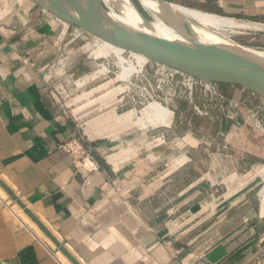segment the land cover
<instances>
[{"label":"crops","instance_id":"0c3cea01","mask_svg":"<svg viewBox=\"0 0 264 264\" xmlns=\"http://www.w3.org/2000/svg\"><path fill=\"white\" fill-rule=\"evenodd\" d=\"M222 4L208 10L234 5ZM233 8L238 19L264 22V0ZM70 27L30 0L0 2V178L81 264H264V183L258 189L256 178L264 134L247 119L259 97L219 84L240 104L231 117L224 106L213 110L201 138L180 101L165 126L97 104L82 127L41 71L77 47L66 40ZM77 136L85 162L63 148ZM58 253L0 199V264H71Z\"/></svg>","mask_w":264,"mask_h":264},{"label":"water","instance_id":"95a60500","mask_svg":"<svg viewBox=\"0 0 264 264\" xmlns=\"http://www.w3.org/2000/svg\"><path fill=\"white\" fill-rule=\"evenodd\" d=\"M31 1L51 12L59 20L126 50L141 53L150 61L176 68L205 82L238 86L264 98L263 56L235 54L206 42L198 37L199 29L192 22L176 13L172 12L175 22L170 24L174 25L181 35L178 39H171L155 27L135 2L134 6L141 22L138 29L123 25L125 30L131 32L125 34L106 26L100 14L99 0H70L71 6L60 4L56 0ZM0 186L72 264H81L1 178Z\"/></svg>","mask_w":264,"mask_h":264},{"label":"rangeland","instance_id":"374dc122","mask_svg":"<svg viewBox=\"0 0 264 264\" xmlns=\"http://www.w3.org/2000/svg\"><path fill=\"white\" fill-rule=\"evenodd\" d=\"M169 2H175L184 6L193 7L197 9H202L205 11H210L208 8L214 6V4H220L223 5L222 2L225 0H166ZM230 4H234L232 6H223V12L224 14H220L223 16L232 17L237 22L242 21H250V20H242L238 19L234 14H236L235 9L233 8L235 6V3L238 2V0H226ZM1 2V0H0ZM101 4V8L103 11L107 13H112V9H116L115 6H113L112 3H105L102 0H99ZM102 2V3H101ZM134 2L137 4V6L140 8V10L143 12L141 7L138 5V2L136 0H132V3L128 6V9L136 13V9L134 6ZM132 6V7H131ZM135 9V10H134ZM136 11V12H135ZM213 12V11H210ZM144 13V12H143ZM217 13V12H215ZM50 15V13H47ZM137 14V13H136ZM145 14V13H144ZM146 15V14H145ZM147 16V15H146ZM149 18V17H148ZM73 26L70 27V30L68 31V34H66V40H69L73 35L69 34L73 32ZM229 33V36L238 41L241 44L247 45L251 48L252 51L255 52H261L264 53V31L260 30H240L239 32ZM238 33V34H237ZM92 36L90 34H85L82 39L78 38L77 47L69 50L67 52L62 53V57H65L61 62L54 61L51 63V68L49 71H46V75L49 78V83L57 90L56 94L58 96V99L63 107H65L72 116H75V118H80V122H82L81 126L87 128V125L92 122L93 115L91 114V109L94 106H97V100H99L98 95H100L102 92H105V90L110 89L112 84L109 82L106 83L107 80L110 78H115L114 73L117 72V64L116 59L113 54L106 52L103 50L102 47H92ZM91 48L90 51L83 57V61L81 65L78 67L77 70H73V65H68L66 60L70 59L72 56L76 57L73 58V61L81 60L79 59V55L76 54L78 51H85L86 49ZM74 51L71 55L70 52ZM75 54V55H74ZM124 58L129 59V54L126 52L124 54ZM71 60V61H72ZM102 69V70H100ZM109 72L107 77L103 76L106 74V72ZM92 73L97 74L99 76H102L100 78H96L95 80L91 79ZM109 84V85H107ZM116 85V83H115ZM219 86V85H218ZM220 89V88H219ZM221 91V90H220ZM223 94V89L221 91ZM164 97V95H163ZM202 98V97H201ZM166 99V98H165ZM102 100V99H100ZM203 100V99H201ZM180 102H187L184 99L176 100ZM260 101V99H259ZM175 102V103H176ZM203 102V101H202ZM259 103V102H258ZM130 114V113H129ZM129 114L124 118H129ZM138 118H141L140 114L138 113L136 115ZM136 116H130L133 119H136ZM79 121V120H78ZM196 135H198V138H201L202 135H204L206 132H209L211 129L210 124L207 122L205 123L204 117L197 116L196 118ZM89 128V127H88ZM179 133H184L186 129L183 125L180 124L179 126ZM82 131V129H80ZM86 130V129H85ZM87 132V131H86ZM82 139L86 138L85 134L82 133ZM82 141V140H81ZM83 143V141H82ZM84 145V143H83ZM260 167H264V162H260ZM264 168H260L259 172H262ZM263 175L258 176L259 185L258 189L263 185L264 183V173ZM256 191V190H255ZM260 195L262 197V204L264 205V185L260 189ZM0 199L7 202V205L11 207L15 212H17L19 215L23 217V219L33 228L36 230V232L43 237L46 241H48L52 246L56 248L54 243L46 236L44 232H42L38 226L29 218V216L23 211V209L16 203L15 200H13L6 191L0 186ZM57 249V248H56ZM59 258L66 263V259L62 258L61 255L58 253ZM68 260V259H67ZM69 261V260H68ZM68 264V263H66ZM72 264V263H71Z\"/></svg>","mask_w":264,"mask_h":264},{"label":"built area","instance_id":"2783aa9c","mask_svg":"<svg viewBox=\"0 0 264 264\" xmlns=\"http://www.w3.org/2000/svg\"><path fill=\"white\" fill-rule=\"evenodd\" d=\"M69 34L73 35L71 39L74 40L82 39L85 34L89 33L73 26V32ZM63 59L65 57H62V53H60L54 60L42 67V78L45 83L51 86L45 73L50 70V64L56 60L61 62ZM108 73L107 71L105 77L108 76ZM114 75L115 78L106 81V83L112 84V87L98 95L99 100L96 103L106 106L115 105L125 112L133 111L134 116L151 102H159L174 114L176 100L184 99L190 104L196 116L204 118H211L212 111L223 106L226 107V114L231 117L240 104L238 100L227 98L220 91L219 84L215 82L202 81L186 72L150 60L145 62L139 71H132L123 79H117L116 73ZM54 90L57 92L55 88ZM197 96L202 97L203 102H197ZM259 99L257 105L249 108L247 119L254 129L258 130L260 134H264V98L259 97ZM152 125L165 126L160 123ZM158 136L163 138L162 133H159ZM223 138L225 142L220 147L227 149L229 142L225 137ZM203 142L207 146L214 144L213 139ZM216 146L218 147V145ZM63 148L74 159L81 162H85V159L88 158L85 146L79 136L70 138L63 144Z\"/></svg>","mask_w":264,"mask_h":264},{"label":"bare ground","instance_id":"6f19581e","mask_svg":"<svg viewBox=\"0 0 264 264\" xmlns=\"http://www.w3.org/2000/svg\"><path fill=\"white\" fill-rule=\"evenodd\" d=\"M102 1L105 3H112L113 6L116 7L115 10L112 9L111 11L112 13H107L102 9H100L102 20L106 24V26H108L110 29L120 33L131 34V32L125 30L122 26L124 25L131 29L139 28L141 22L140 15L136 11L135 12L137 14L128 9V6L132 3V0H102ZM136 1L138 2V5L141 7L143 12L147 15V17H149V19L155 25V27L159 29L163 34H165L167 38L178 39L181 35V33L175 28V26L171 25L175 22L174 21L175 19L172 16V12H173L185 18L186 20L192 22L199 29L198 37L206 42L212 43L222 48L223 50H226L231 53L254 54L264 57V53L252 51L249 46L241 44L229 36V33L235 34L234 32H239L240 30L264 31V22H257V21L237 22L232 17L223 16L202 9L184 6L175 2L163 3L161 2V0H136ZM56 2L66 6H71L72 4L70 0H56ZM41 9L44 12L50 13L52 16H54L51 12L43 8ZM54 18L59 20L55 16ZM61 22L66 27L69 26L67 22L64 21ZM91 41L93 48L102 47L103 50L114 55L116 59V64L118 66L117 68L118 70L116 72L117 79H123L127 77L132 71L135 70L139 71L143 67L144 63L149 60L146 56H144L141 53L126 50L122 47L109 43L94 35L92 36ZM90 50L91 48H88L85 51H78L76 54L79 55V59L80 58L82 59ZM126 52H128L129 54L130 57L129 59L124 58L125 57L124 54ZM73 58L76 57L72 56L70 59L66 60L68 65L71 63V60ZM100 77L102 76H99L94 73H92L91 75L92 80H95L96 78H100ZM128 114L129 117L130 116L132 117L134 115V112L127 111L123 113L122 116L126 117ZM139 114L143 119L142 121L143 122L145 121L148 127L156 123L168 125L173 117L171 110L165 108L159 102H151L150 104L145 106L140 111ZM139 119L140 118L137 117V121H139ZM88 160L90 161V159ZM63 256L67 258L64 254Z\"/></svg>","mask_w":264,"mask_h":264}]
</instances>
